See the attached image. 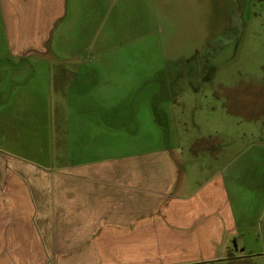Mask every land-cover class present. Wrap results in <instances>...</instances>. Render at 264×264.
<instances>
[{
    "label": "rangeland",
    "instance_id": "rangeland-1",
    "mask_svg": "<svg viewBox=\"0 0 264 264\" xmlns=\"http://www.w3.org/2000/svg\"><path fill=\"white\" fill-rule=\"evenodd\" d=\"M105 1L83 0L43 60L0 40V150L58 166L81 133L92 157L163 148L186 175L234 162L242 228L224 258L182 264H264V0Z\"/></svg>",
    "mask_w": 264,
    "mask_h": 264
},
{
    "label": "crops",
    "instance_id": "crops-1",
    "mask_svg": "<svg viewBox=\"0 0 264 264\" xmlns=\"http://www.w3.org/2000/svg\"><path fill=\"white\" fill-rule=\"evenodd\" d=\"M82 1L0 0L9 56L43 60ZM66 42L60 45L68 50ZM80 134L67 157L61 152L68 163L58 166L14 162L0 150V264H182L226 256L223 248L242 228L229 186L241 175L234 162L227 172L202 164L212 168L196 181L201 164L186 175L166 149L92 157L100 149L93 138L84 145ZM205 146L198 149L213 163L217 148ZM240 148L232 159L248 150ZM84 152L87 160L74 161Z\"/></svg>",
    "mask_w": 264,
    "mask_h": 264
}]
</instances>
